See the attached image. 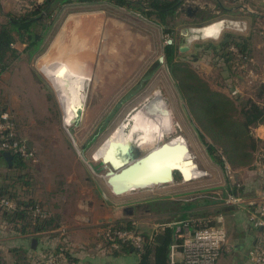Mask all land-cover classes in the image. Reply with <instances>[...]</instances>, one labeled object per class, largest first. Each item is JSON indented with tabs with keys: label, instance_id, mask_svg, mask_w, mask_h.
<instances>
[{
	"label": "rangeland",
	"instance_id": "rangeland-1",
	"mask_svg": "<svg viewBox=\"0 0 264 264\" xmlns=\"http://www.w3.org/2000/svg\"><path fill=\"white\" fill-rule=\"evenodd\" d=\"M195 2L199 6L204 2L213 4V0ZM252 10L262 12L259 7ZM89 11L88 7H65L56 21L54 33L47 37L44 50L39 55L30 58L24 51V46L17 43L15 47L20 54L13 56L8 54L5 65H0V98L7 101V112L16 120L22 135L36 150L38 156V163L28 166L29 186L23 187L17 183L16 194L23 197L26 190L28 193L26 196L38 195L46 203L55 204L58 208L56 210L61 214L70 217L75 216L77 200H93L98 214L112 217L114 220L130 221L145 233L152 224L158 225L162 221L170 220L163 213L166 207L172 208V204L216 200L222 196L227 183L236 185V171L226 160L221 166L207 153L205 141L200 136L197 123L190 115L178 81L166 64L165 48L168 41L171 40L170 45L177 48L176 60L185 63L212 90L224 92L233 100L236 98H241L244 102L254 100L264 106V83L262 84L261 80L255 84L249 83L246 75L236 69L237 66L229 69L216 55L215 46L218 47L222 43L224 34L218 40H191L188 33L189 30L201 29L217 22L240 23L242 28L244 26L247 28L246 31L226 29L225 36L228 38L251 36L250 55L253 56L254 65H248V69L255 70L264 78V19L257 20L255 16L246 12L230 16L211 12L205 16L204 21L194 22L195 20L187 19L185 14L177 11V14L169 19L168 24H160L155 17H147L139 11L117 13L111 10L110 15L125 21L123 30L127 46L123 48L124 55H121L122 59H114L110 54L108 56L104 53L105 42L103 47L101 45L97 48L100 60L103 63L111 61L112 70L100 73L96 68L90 71L93 81L90 84V77L87 83V99L81 120L74 126H71V121L68 126L63 120L59 90L47 79L41 67L47 59L66 56L67 52L73 50L75 53L90 52L89 39L83 40L79 34L68 29L64 39L65 48L54 55L48 54L49 45L54 43L65 28L67 18L83 13L88 15ZM75 38L79 40V45ZM73 42L74 46L69 47ZM181 46H187L188 49L181 52ZM160 58L163 61L156 65ZM113 76H116L117 80H113ZM117 76H122V79ZM235 90L241 93L233 95ZM158 91L166 101L174 123L179 129L177 137L186 142V149L192 155L201 176L185 181L183 174L175 170L174 173H177L173 184L162 186L154 192L114 194L105 178L107 173L105 166L101 161H94L93 155L127 116ZM64 118L66 121L65 112ZM238 118L240 119L239 115ZM205 140L211 143L208 137ZM159 146L155 145L149 150L154 151ZM254 165L255 158L251 166L254 168ZM84 207L86 210L87 204ZM224 208L225 205L224 207L216 205L201 211L216 214L218 209L224 212ZM125 209H128L131 215L125 212ZM83 213L86 214L85 211ZM194 217L201 216L196 214ZM239 219L230 216L225 220L226 228L231 229V232L228 230V246L223 250L218 264L246 263L247 251L232 250L237 241L236 223L240 221ZM114 220L107 223L112 224ZM99 262L138 264L135 255L118 258L102 256Z\"/></svg>",
	"mask_w": 264,
	"mask_h": 264
},
{
	"label": "trees",
	"instance_id": "trees-1",
	"mask_svg": "<svg viewBox=\"0 0 264 264\" xmlns=\"http://www.w3.org/2000/svg\"><path fill=\"white\" fill-rule=\"evenodd\" d=\"M185 1L43 0L38 3L35 0L28 11L19 15H8L6 23L0 26V65H5L8 54L12 56L17 54L14 48L17 42L26 45L25 52L30 58L39 55L44 50L47 37L54 33L56 21L65 7L104 2L113 7L139 11L147 17H155L160 24H168L169 19L176 15L179 7ZM229 39L230 42H222L215 50L216 55L227 64L229 69H232L237 64L238 55L250 57V50L248 39L232 36ZM232 48H235L237 53H234ZM165 53L166 64L178 81L180 92L188 104L190 115L199 127L200 136L205 141L209 156L221 166L226 160L235 171L241 170L240 168L253 169L251 164L255 153L264 145L254 137L252 130L264 121V106L254 100L246 102L241 101V98L233 100L225 93L212 90L185 63L176 60L178 53L177 48L173 45H167ZM6 108L0 103V115L7 112ZM206 137L211 140V143L205 140ZM12 155L13 160L9 166L0 153V162L8 170L5 175H2L0 198H7L15 202L19 208L14 212L3 211L4 215L9 221L18 223L23 232L29 231L35 237L54 231L58 228V224L51 217L40 218L34 215L33 209L37 206L42 208V206L36 200L26 198L28 195L26 190H24L23 197L16 194L17 183L23 187L29 186L27 178L29 165L20 155ZM233 193L237 194L238 190L235 189ZM172 205V208L166 207L164 211L169 210L175 213V211L180 212L188 208L184 204ZM113 225L118 228L139 230L130 221H120ZM144 234L145 243L142 249L137 250L131 245L124 244L119 251L109 252L104 257L118 258L135 255L138 264H168V248L173 232L167 231L162 243H159L156 238L153 241V235H150L149 232ZM232 250L234 251V249ZM17 255V264H28V260L32 256L20 253ZM66 257L70 264L74 262L70 250L66 252Z\"/></svg>",
	"mask_w": 264,
	"mask_h": 264
},
{
	"label": "crops",
	"instance_id": "crops-1",
	"mask_svg": "<svg viewBox=\"0 0 264 264\" xmlns=\"http://www.w3.org/2000/svg\"><path fill=\"white\" fill-rule=\"evenodd\" d=\"M31 1L35 2V0H0L1 25L6 23L8 15L10 14L19 15L28 11ZM42 1L43 0H37L38 3ZM191 1L192 2H190V0L185 1L186 2L185 4L187 6L186 8L191 6L194 12L191 16L187 14H185V16L187 17V19L195 20L194 22L204 21L205 16L211 14V12L217 14L223 13L227 16L237 15L240 14L241 12H246L255 16V19L257 20L261 21L264 19V0H213V4L204 2L202 3V6L197 5L195 0H191ZM257 6L260 8L262 12L260 11L257 12V10L256 11L252 10L258 8ZM80 7L90 8L89 11L90 13H88V15L86 13L73 15L67 18L64 24L65 28L61 31V33L56 38L54 43L52 45H49L48 54L54 55L55 52L62 51L65 48L64 39L66 37V31L68 29H72L73 32L79 34L82 37V39L83 38L85 40L87 38L89 39V45L91 49L90 52L83 51L81 53H75L76 51L73 50L72 52H67L66 55L68 54L85 55L86 62L90 64L89 65L90 71L98 68L100 73L108 72L112 70L110 64L111 61L108 60V63H103L98 57L97 48L100 47L101 45L103 47V44L105 42L104 47L106 48L104 50V53L108 54V56L112 55L114 59L117 58L122 59L121 55H124L123 48L127 46V43L124 42V39L126 37L123 30L125 26L124 23L125 21L123 19L121 20L116 19V17L110 14H112L111 13L112 11H115L117 13H126V12H132V10H128L126 8H121V7L120 8L113 7L104 2L85 4ZM223 22L225 23L226 21ZM226 29L227 28L224 24L223 31L219 34L218 38L215 40L220 39V37L224 34L223 36L224 40L222 42L225 43L230 42V39L226 37L225 36L226 34L224 33ZM191 31L192 30H189L188 33H191ZM244 38L248 39L249 50H250L251 36H247ZM76 41L78 43L79 40L76 39ZM22 45L24 46V51H25L26 45L25 44ZM71 46H74V42L73 45H70L69 47ZM81 46L82 43L80 47ZM14 48L17 51V54H20L15 46ZM250 58L254 63L253 56L250 55ZM162 61L163 59L160 58L159 62L156 65H159ZM155 69L156 67L154 66L153 70L155 71ZM90 77H91V81H90L91 84L93 81V77L91 76V73H90ZM113 77H114L113 80H117L116 76ZM117 78L122 79V76H117ZM259 78H260L259 80H261V83H264V78L262 76H259ZM123 83L124 82H122V84ZM144 85L145 82L142 83L143 87ZM239 93H241V91H239ZM0 103L6 106L7 101L4 100L3 98H0ZM84 108L81 111L76 121V124L79 123V121L81 120V116L84 111ZM14 122L19 136L22 139H24L26 142H28V140L22 135L19 125L15 119ZM252 131L254 137L257 140H259L262 145H264V121L258 124L257 126H255ZM7 172H8L7 168L4 167L0 162V184L2 182V175H5ZM235 179H236V185L227 183L224 186L223 194L221 196L223 200L229 195L239 196L240 198H244L245 200L253 199L256 198L262 191H264V171L258 170L255 167L253 169L237 170ZM235 189L238 190L237 194L233 193ZM26 198L36 200L42 206V208L47 212L48 217H51L54 220V222L58 224V228L55 229L54 231L40 234L38 235V237H35L31 235L29 231H27L26 233L23 232L22 229L20 228V225H18V223L9 221V219L4 215L3 212L4 210L0 208V264H17L18 253L31 256L33 254L50 252L55 248H57L58 246H63L65 240L67 241L66 244L68 245L70 253L72 255V259L74 261L73 263L100 264L99 259L101 260L102 254L100 255L96 249V243H95L96 233L98 231L99 225L108 224L107 221L111 223V221H113L114 219H112V217L102 215L101 213L98 214L95 207L96 206L95 202L93 200H80V199L77 200V204L75 205V212H74L75 216L70 217L69 215L61 214L58 210H56L58 208L55 204L46 203L44 199L38 195L34 194V197L26 196ZM223 200L210 199L204 201L203 203L201 202L200 203L196 202L191 204L185 203L184 205H187L188 208H186L183 211L180 212L175 211V213L169 210L164 211L163 213L167 215L168 218H170V220H167L166 222L162 221L160 222V224H165V223L172 224V223L187 221L189 219H192L193 216L196 214H198L201 217L205 215H209V213L202 212L201 210L205 211L209 209V207L211 206L214 207L216 205H218V207H224L225 204ZM64 204H66V202H64ZM85 204H87L88 206L86 210L84 207ZM223 210L224 212H221L218 209V211L215 212L216 214L214 213L212 214L223 215L225 227H226L225 220H227V218H229L230 216H232L235 219L240 218L239 219L240 221L236 223L237 241L233 246V249L235 252L237 251L248 252L259 240V231L251 227L248 221L247 209L244 208L243 205L240 207H230L225 205V208ZM83 211H85L86 214L83 213ZM199 211H201V213H199ZM117 221L120 222L123 220H114V223ZM154 226L155 224L151 225L152 228H154ZM151 227H149L148 230L149 233L152 230ZM176 228H177L176 225L172 226V228L168 229V231H171L172 233L175 231ZM228 230L229 228L227 229V231ZM229 231L231 232V229ZM34 239L37 240V244L35 248H33L32 246V241ZM246 263H247V258H246Z\"/></svg>",
	"mask_w": 264,
	"mask_h": 264
},
{
	"label": "bare ground",
	"instance_id": "bare-ground-1",
	"mask_svg": "<svg viewBox=\"0 0 264 264\" xmlns=\"http://www.w3.org/2000/svg\"><path fill=\"white\" fill-rule=\"evenodd\" d=\"M224 24V22H217L208 27L194 29L190 33L191 40H215L223 31ZM89 65L85 55L68 54L51 57L41 67L47 79L59 90L63 120L68 126L71 121V126L76 124L85 107L87 83L90 78ZM178 130L172 113L159 91L146 102L144 101V104L127 116L114 133L104 141L94 153L93 160L101 161L110 144L133 146L141 151H148L155 145L161 146L156 147L154 151L147 154L145 159L136 163L137 167L132 165L133 169L138 168L141 171L140 181L135 178L137 174L132 171L124 172L112 178L108 185L110 190L114 194L154 192L162 186L173 184L175 170H179L186 181L198 177L200 173L197 171L192 155L186 149V142L177 137Z\"/></svg>",
	"mask_w": 264,
	"mask_h": 264
},
{
	"label": "built area",
	"instance_id": "built-area-1",
	"mask_svg": "<svg viewBox=\"0 0 264 264\" xmlns=\"http://www.w3.org/2000/svg\"><path fill=\"white\" fill-rule=\"evenodd\" d=\"M227 29L246 31L236 22H225ZM237 53L235 48L231 49ZM253 61L246 55H238L236 69L246 75L249 83L259 81V75L253 69ZM233 95L239 94L238 90ZM10 152L20 155L28 165H36L38 156L36 151L22 139L16 129L14 119L6 112L0 115V153ZM255 168L264 171V146L255 153ZM216 200H223L221 197ZM226 206L240 207L243 205L248 211V221L251 227L259 231V240L248 251L246 264H264V191L256 198L245 200L239 196L229 195L223 200ZM0 208L6 212H14L19 207L7 198H0ZM34 215L40 218L48 217L47 212L36 207ZM134 225V224H133ZM177 226L173 232L172 241L168 248V264H218L223 250L228 246V231L224 226L223 215H205L178 223L158 224L152 228L150 235L158 238L167 233L172 226ZM96 233V249L102 256L112 251H119L124 244L140 250L145 243V234L137 229L118 228L112 224L99 225ZM152 240V239H151ZM69 247L64 241L63 246L46 253L32 255L28 264H70L66 257ZM75 264V263H73Z\"/></svg>",
	"mask_w": 264,
	"mask_h": 264
},
{
	"label": "water",
	"instance_id": "water-1",
	"mask_svg": "<svg viewBox=\"0 0 264 264\" xmlns=\"http://www.w3.org/2000/svg\"><path fill=\"white\" fill-rule=\"evenodd\" d=\"M185 2L179 7L178 13L182 14H187L191 16L194 12L191 6L186 8ZM172 44V41H168V45ZM186 49H188L187 46L180 47V51L184 52ZM141 151L136 147L133 146H125V145H115V144H110L108 145V148L105 152V154L102 156V165L105 166L107 173L105 175V178H107V184L110 185L112 178H114L116 175L124 173V172H130L132 171L133 173L137 174L138 180L140 181L142 176H139L141 171L138 170V168L133 169L132 165H136L143 157L147 155V153H150L152 151ZM2 157L5 159L7 164L10 166L13 160V155L10 152H3ZM137 167V166H135ZM133 169V170H132ZM177 172L174 173L173 175V181H174V176L176 175ZM112 176V177H111ZM182 176V175H181ZM108 177H111L108 179ZM183 177V176H182ZM184 179V178H183ZM186 181V180H185ZM125 212H129L128 209L124 210ZM131 215V212H129ZM165 240L164 235H159L157 238V241L159 243H162ZM37 244V240L34 239L32 241V246L35 248Z\"/></svg>",
	"mask_w": 264,
	"mask_h": 264
}]
</instances>
